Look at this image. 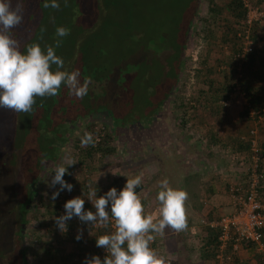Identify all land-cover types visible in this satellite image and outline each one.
<instances>
[{
	"label": "rangeland",
	"instance_id": "rangeland-1",
	"mask_svg": "<svg viewBox=\"0 0 264 264\" xmlns=\"http://www.w3.org/2000/svg\"><path fill=\"white\" fill-rule=\"evenodd\" d=\"M227 1L213 0L221 8H224ZM44 2L45 0H37L36 15L29 16L27 22L23 21L15 28L16 33H12V30L11 35L19 42L20 47L26 39L34 37L45 52L48 46H52L56 55L63 60L74 54L98 69V81L91 86L94 95L78 99L71 93L69 96H73L75 103L68 107L69 114L92 113L108 107L106 104L113 99L118 66L124 68L127 64L145 60L144 52L156 53L159 45L166 44L176 49L179 34L194 4V0H57L60 4V9L57 10L44 8ZM47 2L51 3V0ZM12 3L14 8L16 0H12ZM207 5V0L196 1L195 16L186 36L183 64L173 92L169 95L168 108L172 113L168 116V125L173 130V142L167 150L156 145L155 148L136 146L126 150L119 142L117 134L108 127L107 119H102L104 113L98 112L83 120L82 126H77L71 132L70 139L60 151L59 159L53 163L46 162L40 171L41 175L37 176V181L33 185L29 184L32 188L27 186L33 193L30 203L25 201L23 207H28L30 215L23 225L20 237L29 264H83L85 257L90 258L92 255L99 256L103 261L107 255L106 250L97 248L92 239L97 234L105 235L115 231V222L111 217L107 228L100 225L90 227L74 217L67 222V230L61 232L55 223V217L65 214V202L78 196L85 200L86 211L95 212L91 201L88 200L89 186L96 189L99 198L113 187L118 192L121 191L127 178L142 175V184L136 191L145 206V214L158 217L160 205L156 197L161 190L159 181L166 178L170 187L186 191L184 176L192 174L195 168L204 167L203 163L207 159L213 164L212 176L220 175L221 172L217 173V169L221 164L234 167L235 163L241 161L242 165H246L248 153L242 148L243 144L236 147L237 140L244 136L249 128L259 129L261 115L253 114L250 110L247 119L238 118V113L246 101L237 87L236 79L244 69L254 71L259 66L256 58L264 55V21L258 17L259 12L264 13V0H247L245 13L247 9L253 10L250 13L252 17L249 27L244 22L245 17L236 22L225 10H221L218 24H208L211 38L201 31L202 27L207 25L203 22L208 13ZM80 23L89 24L88 29L79 32ZM225 25L227 28L230 26L231 30H226ZM58 27L69 29L70 35L58 37ZM58 39L62 44L56 48L55 42ZM246 41H250L251 50L254 57L256 56L252 62L247 61L244 55L241 58L237 56L238 51L233 52L235 47L241 51ZM140 62L141 66L134 68V78L128 82L129 88L122 100L127 108L136 109V116H142L141 113H146L148 108L154 105L151 95L147 96V91L138 83L140 75L147 67L144 61ZM244 62L247 63L242 67ZM55 68L53 65L52 71H55ZM91 72L90 69L88 73ZM112 72L115 74L113 77L110 76ZM150 77L159 78L156 71ZM226 83L231 86L228 87ZM163 87L164 84L158 87L160 94ZM147 99L151 101L147 102ZM217 124L222 127L221 134H224L226 141L220 140L222 135L216 131L219 128ZM20 126V130H17L18 142L25 136L22 125ZM89 129L94 133L100 129V134L110 137L107 140L109 153L101 158L95 156L92 161L81 156L86 148L81 146V138L86 132L90 133ZM212 129H216L213 132V140L207 138ZM18 144L21 147L20 143ZM240 151L245 154L238 153ZM24 155L20 150L21 161L28 158L29 162V156L25 155L26 158ZM237 157H240L238 161L235 159ZM69 160L76 163L68 166ZM35 164L34 161L32 166L28 165L25 176H18L15 185L17 192L25 193V182L32 177ZM58 165L68 167V183L73 185V191L69 193L65 190L53 201L51 195L59 189V185L56 188L49 187L53 178L50 170ZM204 170L205 167L202 171L198 169L196 178L204 173ZM244 171L243 167L238 171L241 180L245 178ZM261 189H264V183ZM195 199V195L188 193L187 229L177 233L171 228H166L163 235L154 234L155 238L150 246L158 255L175 264H221L222 257L221 261L215 255L210 257L209 249L202 248L206 229L201 225L193 226L195 224L191 221L190 214ZM55 204L56 211L52 209ZM6 210L9 214L13 212L8 218L4 216ZM106 210L110 213V205ZM227 213L229 212H224ZM12 220L14 227L20 226L18 206L16 208L13 200L7 198L0 189V264L8 260L5 254H1L4 252L1 250L8 244V241L5 242L4 226ZM78 229L83 230L81 242L75 239ZM202 251L204 259L200 257ZM237 252L227 250L224 254L221 252V255L229 257L227 264H260L257 255L253 254L251 259H248L245 254L241 256L239 251Z\"/></svg>",
	"mask_w": 264,
	"mask_h": 264
},
{
	"label": "clouds",
	"instance_id": "clouds-1",
	"mask_svg": "<svg viewBox=\"0 0 264 264\" xmlns=\"http://www.w3.org/2000/svg\"><path fill=\"white\" fill-rule=\"evenodd\" d=\"M44 8L60 9L57 0L51 3L45 0ZM22 0H16L13 8L12 0H0V108L9 109L16 113H31L36 104V98H47L58 95L62 86L78 99H83L89 91L90 80L82 84L80 72L59 70L64 67V61L55 53L52 46L46 52L39 44H31L26 54L20 50L19 42L11 35L23 21ZM58 37L70 35V30L64 27L56 29ZM61 40H56L55 47L59 48ZM55 65L57 70L52 71ZM91 133H85L81 138V146H94ZM76 162L69 160L68 166ZM68 167L58 165L49 187L59 189L54 191L51 199L55 201L61 192L71 193L73 185L65 181V175H70ZM160 191L156 199L159 202L158 217L145 214V206L136 189L142 184V175L127 178L121 191L111 188L106 194L97 198L95 188L89 186L88 200L91 201L95 212L85 210V200L75 197L63 205L65 214L55 217V223L61 232L67 230V222L74 217L90 227L100 225L107 228L110 217L115 222V231L111 234L100 235L95 240V246L106 250L103 261L97 255L85 257L83 264H166L164 257L150 246L154 234L163 235L166 228L175 232L187 229L186 201L188 193L182 189L170 187L165 178L158 182ZM110 205V213L108 209ZM75 237L80 241L83 230L78 229Z\"/></svg>",
	"mask_w": 264,
	"mask_h": 264
},
{
	"label": "trees",
	"instance_id": "trees-1",
	"mask_svg": "<svg viewBox=\"0 0 264 264\" xmlns=\"http://www.w3.org/2000/svg\"><path fill=\"white\" fill-rule=\"evenodd\" d=\"M196 1L194 0V4L192 9L189 11V15L187 17V20L184 24V27L182 28V32L179 34L178 41L176 43V52L174 58V62L172 64H175V72H171L169 77L166 79V82L161 84V87L164 84L163 89V95L164 97L166 94H169L170 91H172L177 83V78L180 73V68L183 64V53L184 48L186 44V36L188 34V29L190 28V24L192 19L195 16V7H196ZM37 0H22L23 4V21L27 22L28 17H33L37 13V5L35 4ZM208 5V13L203 18V22L207 25H204L201 29L203 33H206L208 37H212V35L209 32V26L208 24H218V20L220 19V13L221 10H225L232 18L235 19L236 22H238L241 19H244L245 17V7L242 4L241 0H228L224 8L219 7L216 5L213 0H207ZM36 7V8H35ZM32 13V14H31ZM22 21V22H23ZM239 24V23H237ZM89 27V24L87 23H80L79 26V32H83L87 30ZM226 27V25H225ZM224 27V28H225ZM16 33V29H13ZM226 30H231L230 26L229 28L226 27ZM253 38L252 36H250ZM163 38V37H161ZM38 44V40L36 38H28L26 39L22 46L20 47V50L22 53L26 54V49L31 44ZM237 54L241 53V51L235 47L233 52H237ZM240 51V52H239ZM245 59L249 62L254 61V52L250 50L247 53H244ZM254 58V59H253ZM64 61V67L59 70H65L68 72L72 71H79L80 72V81L81 84L85 80H90L91 83L89 84V91L87 96H93L94 92L91 90V86H94L95 83L98 81L96 76V69L95 67H92L91 65L87 64L86 62L82 61V59L79 58V56H76L74 54L69 55ZM256 61L259 63V68H255L254 71L251 69H248L245 71H241V75L238 76L236 79L237 87L242 91L244 99L246 101L245 106L242 108V110L238 114V118L240 119H247V117L250 114V110L253 114H258V112H263L264 114V100H263V92H264V55L256 58ZM71 63V64H70ZM247 63V62H246ZM244 62L242 64V67L246 65ZM69 65V66H68ZM91 69V73H88ZM57 68H55V71ZM117 75V73H116ZM110 76H115V74L112 72ZM231 78V77H229ZM116 84V83H115ZM228 87L231 86V84H228ZM229 89V88H228ZM118 88L115 85V90L112 93L113 99L110 101L109 104H106V108L98 111H93L92 113H75V114H69L67 112L68 107L72 106L75 102L73 101L72 97L69 96L71 92L66 87L62 86L59 90L58 95L54 97H47V98H36V104L34 105V110L31 113H16L15 111L0 108V189L4 191L7 198H10L13 200L14 205L18 206V211L20 212V226L17 228L14 227L13 223L14 220H12L11 223H6L4 226V232H5V242L8 241V244L6 243V246L1 251H4L1 254H5L6 257H8V260L4 261L2 264H29L25 258V252L24 248L22 246V240H21V231L23 228V225H25L27 217L30 215V211L28 210V207H23V204L25 203L26 198L28 197V190L30 188V183L33 182L34 179L37 178L39 175V172L41 171L40 167L42 164L47 162H56L60 157V151L61 146L60 142H63L64 140L69 137V133L71 132V129H73L74 126L82 125L83 120L88 119V117H91L93 114H97L98 112L104 113L105 117L107 118L108 123L110 126L113 125H121L123 123L124 115L126 113H130V108H127L124 106L122 102V98L118 97L117 95ZM69 97V98H68ZM223 97V96H221ZM68 98V101H67ZM226 98V96H224ZM262 108V109H261ZM258 111V112H257ZM112 113V114H111ZM22 125V131L25 136H23V139H21L20 142H18V133ZM250 129V128H249ZM248 129V130H249ZM98 129L97 133H94V131L89 129V132L93 135L94 138V146L89 145L87 146L83 152L82 155L85 157V159H92L95 156H98L101 158L104 155H107L109 153V149L107 148V140L110 138L108 135L103 136L99 133ZM247 130V131H248ZM207 138L212 139V135L215 138V134L212 131L208 132ZM96 134V135H95ZM100 134V135H99ZM247 134V132H246ZM245 134V135H246ZM99 135V136H98ZM244 135V136H245ZM98 136V138H97ZM258 136V135H257ZM97 138V139H96ZM259 139V138H258ZM60 140V142L58 141ZM259 145L263 146L260 143V140H258ZM21 147H19V144ZM237 146H240L243 144L245 151L248 153V142L242 139L237 140ZM241 147V146H240ZM31 149V152H30ZM20 150H22V155L25 154L29 156V162L28 158L21 161L19 155ZM264 157V152H263ZM36 162L35 170H33V175L31 178H28L25 182V193H21L20 191L15 190V185L17 183V178L20 174L22 176H25L24 173L26 171V168L29 166H32L33 162ZM55 169L50 170V173L54 176ZM8 179V181H6ZM65 181L70 180L69 175H65L64 177ZM35 182V181H34ZM33 182V183H34ZM27 186H29V189H27ZM138 189V188H137ZM136 189V190H137ZM264 191V189L260 188V191ZM30 191V190H29ZM262 197V193H261ZM264 202V200H262ZM54 211L57 210L56 204L52 208ZM9 214L8 210L5 211L4 216L12 215ZM6 218V220H7ZM206 236L204 237L203 242V249H209L210 254L208 256L213 257L215 255V252H217L218 247V231L217 229L213 227L206 226ZM2 232H0L1 234ZM100 236V234H97L95 238L92 240L95 242L96 238ZM8 238V240H7ZM81 242V241H80ZM214 249V252L212 253ZM208 250H205V252ZM207 256V257H208ZM200 257L202 259L205 258L204 252L202 251V254H200ZM166 260V259H165ZM166 264H175V262L171 260H166ZM260 264L261 261H260Z\"/></svg>",
	"mask_w": 264,
	"mask_h": 264
},
{
	"label": "built area",
	"instance_id": "built-area-1",
	"mask_svg": "<svg viewBox=\"0 0 264 264\" xmlns=\"http://www.w3.org/2000/svg\"><path fill=\"white\" fill-rule=\"evenodd\" d=\"M241 1L246 8L247 0ZM252 12L253 10L247 9L245 13L244 22L248 27L251 23L250 13ZM258 17L264 21V13L259 12ZM247 34L246 31L245 39L248 38ZM250 50V41H246L241 48V53L237 56L241 58ZM257 135L256 128L252 127L245 136L240 137L248 142V155L246 165H244V180L239 184H230L227 189L232 204L231 211L205 223L218 231V251L215 257L219 260L223 257L221 252L227 249L234 253L239 249H250L264 264V202L261 199L262 190L260 191L264 183V146L259 145ZM235 159L237 160L238 157Z\"/></svg>",
	"mask_w": 264,
	"mask_h": 264
},
{
	"label": "flooded vegetation",
	"instance_id": "flooded-vegetation-1",
	"mask_svg": "<svg viewBox=\"0 0 264 264\" xmlns=\"http://www.w3.org/2000/svg\"><path fill=\"white\" fill-rule=\"evenodd\" d=\"M158 47L156 53L152 51L144 52L145 60L140 61H144L147 67L138 79V83L147 91V96L151 95L150 98L154 101V105L149 107L146 113H141L142 116H136V109L131 108L130 113L124 115L121 125L110 126L108 121H106L108 127L117 134V138L120 140L119 142L122 146L126 147V150L134 149L136 146H149L148 148L152 146L155 148L157 146L158 148L164 147L163 149L167 150L169 144L173 142V130L168 125V116L172 113L171 109L168 108L169 95H171L173 90L162 97L163 93L160 94L158 92V87H161V84L164 83V80L168 78L171 72H175V64H172L174 60L171 57L174 58L173 55H175L176 49L174 47H168L166 44L159 45ZM140 61L135 62V64H127L124 68L117 67L116 85L118 88V97L123 99L124 94H127L126 90L129 88L128 82L134 78V68L138 69L141 66ZM154 71L158 73V79L150 77L151 74L154 75ZM149 100L147 99V102ZM102 119H107L105 114L102 116ZM76 127L74 126L73 129H76ZM73 129H71V132ZM71 132L69 133V137ZM69 137L63 142L58 140L61 149L65 142L70 139ZM45 163L41 165L40 169H42Z\"/></svg>",
	"mask_w": 264,
	"mask_h": 264
},
{
	"label": "crops",
	"instance_id": "crops-1",
	"mask_svg": "<svg viewBox=\"0 0 264 264\" xmlns=\"http://www.w3.org/2000/svg\"><path fill=\"white\" fill-rule=\"evenodd\" d=\"M258 68L259 66L257 67V69ZM263 78L264 77L260 79L261 80V82L259 83L260 85L263 83L262 82ZM263 97H264V92H263ZM260 113H261V110L260 112H258V114ZM260 115H261V117H259L260 125H259V129L257 130V132H258V137L260 139V143L264 146V114L263 112ZM217 125H218L217 127L219 128L217 130L212 129L211 131L214 132L216 130L219 132V134H221L223 129L220 126V124H217ZM221 135L222 136H220V140L226 141L225 140L226 137L223 136L224 134H221ZM209 139H210V136H209ZM211 140H213V135H212ZM238 153L245 154V153H242L241 151ZM238 159H240V157ZM238 159L236 161H238ZM203 164L205 167V170L203 171L204 173L198 175V178H196L197 176L196 173L199 172L198 169H201L202 171L204 167L195 168V170L193 171L191 170L192 174L190 173L187 176H184L183 183L185 184V187L187 188L186 191L189 194H193L196 196V199L193 202L191 214H190L191 221H193V224H195L193 226L197 227L201 225V227L205 228V226H207L205 223H207L208 221L211 222L217 219L218 216L224 214L225 211L227 212L231 211L232 204L230 202L227 189L230 184H239L243 181L240 179V175H238V171H240L242 167L244 168V165H242L241 161H238L237 163H235L234 167L228 164H225V165L221 164L220 168H222V170L220 168L217 169V173L221 172L220 175L217 174V175L212 176L211 170H212L213 164L211 160L207 159L205 160V163ZM263 168H264V157H263ZM261 199L264 200V191L262 193ZM192 228L190 229L193 231ZM227 250L224 251L223 254L227 252ZM238 251L241 254V256L245 254V257L248 259H251V257L254 254L250 249H239ZM222 259H223V264H227L229 262V257H227V255L223 256Z\"/></svg>",
	"mask_w": 264,
	"mask_h": 264
},
{
	"label": "water",
	"instance_id": "water-1",
	"mask_svg": "<svg viewBox=\"0 0 264 264\" xmlns=\"http://www.w3.org/2000/svg\"><path fill=\"white\" fill-rule=\"evenodd\" d=\"M39 175H41V172H39ZM33 182H34V181H33ZM33 182H31V185H33ZM32 193H33V190L30 191L29 194H28V197H27V203H30Z\"/></svg>",
	"mask_w": 264,
	"mask_h": 264
}]
</instances>
